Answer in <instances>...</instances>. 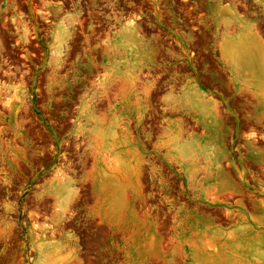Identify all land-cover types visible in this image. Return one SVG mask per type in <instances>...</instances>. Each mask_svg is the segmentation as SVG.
I'll return each mask as SVG.
<instances>
[{
	"label": "rangeland",
	"instance_id": "rangeland-1",
	"mask_svg": "<svg viewBox=\"0 0 264 264\" xmlns=\"http://www.w3.org/2000/svg\"><path fill=\"white\" fill-rule=\"evenodd\" d=\"M243 22L264 0H0V264H264Z\"/></svg>",
	"mask_w": 264,
	"mask_h": 264
},
{
	"label": "crops",
	"instance_id": "crops-1",
	"mask_svg": "<svg viewBox=\"0 0 264 264\" xmlns=\"http://www.w3.org/2000/svg\"><path fill=\"white\" fill-rule=\"evenodd\" d=\"M249 22H243L242 31L235 35H230L225 40V50L227 55L232 60H247L250 56L254 57L255 60L264 58V43L258 38L247 36L246 33L253 28ZM263 50H261V48ZM194 82L187 81L185 84V97L189 101V104H195L197 101L202 99V93L198 91ZM264 93V90H261Z\"/></svg>",
	"mask_w": 264,
	"mask_h": 264
},
{
	"label": "flooded vegetation",
	"instance_id": "flooded-vegetation-1",
	"mask_svg": "<svg viewBox=\"0 0 264 264\" xmlns=\"http://www.w3.org/2000/svg\"><path fill=\"white\" fill-rule=\"evenodd\" d=\"M177 249H178V250H174V251L172 252V256H173V258H175V259H177V258L180 257V255H181V251L179 250L180 247H177ZM187 257H188V256H187Z\"/></svg>",
	"mask_w": 264,
	"mask_h": 264
},
{
	"label": "bare ground",
	"instance_id": "bare-ground-1",
	"mask_svg": "<svg viewBox=\"0 0 264 264\" xmlns=\"http://www.w3.org/2000/svg\"><path fill=\"white\" fill-rule=\"evenodd\" d=\"M246 61H247L246 63L249 64V65L252 66V67H253L254 64H255V58L252 57V56H250V58L247 59ZM252 67H251V68H252Z\"/></svg>",
	"mask_w": 264,
	"mask_h": 264
}]
</instances>
